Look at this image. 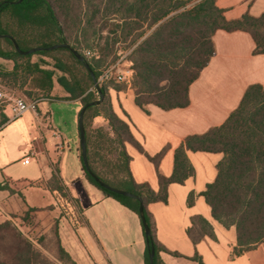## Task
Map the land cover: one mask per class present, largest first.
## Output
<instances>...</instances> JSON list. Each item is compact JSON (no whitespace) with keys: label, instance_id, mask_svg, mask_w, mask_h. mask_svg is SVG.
<instances>
[{"label":"trees","instance_id":"trees-1","mask_svg":"<svg viewBox=\"0 0 264 264\" xmlns=\"http://www.w3.org/2000/svg\"><path fill=\"white\" fill-rule=\"evenodd\" d=\"M5 1L18 0H0V4ZM107 29L109 36H105ZM218 30L249 33L256 44L254 54H264V13L258 17L245 14L239 19L227 20L216 0H23L19 4H3L0 8V34L12 36L23 51L68 43L85 57L83 48L89 46L90 36L99 35L104 40V47H99L102 57L94 62L85 57L97 79L103 72L100 66L105 63L107 53L114 52L118 43L128 50L132 48L128 60L133 71L135 103L145 111L149 105L165 111L189 106L191 85L215 55L213 36ZM60 53H67L68 59L55 56ZM36 57L52 59V68L43 60H35ZM0 61L11 63V66H0V82L10 90L26 93L29 97L20 96L27 101L39 100V104L46 99L79 101L84 106L100 99L91 74L69 49L21 55L12 40L0 39ZM56 84L65 92L63 98L54 96ZM118 84L122 83L116 79L100 83L105 98L85 114L88 162L91 171L104 182L141 197L151 229V236L145 237V263L150 264L152 246L155 248L154 264H165L162 253L180 256L157 240L148 206L167 203L169 186L183 184L194 175L188 151L224 155L217 165L215 181L202 195L211 207L213 218L225 228H235L234 255L241 256L262 245L264 86L250 85L239 107L221 126L187 137L176 151L172 176L166 177L159 172L164 151L155 157L146 154L158 170L159 190L155 191L149 183H137L131 172L132 157L127 145H133L141 153L145 151L133 135L130 124L113 111L108 99L109 88H121ZM90 113L93 120L103 116L107 123L90 131L87 123ZM80 159L84 176L92 185L140 217L138 200L102 188L87 172L81 154ZM30 184L27 180L5 177L1 188L18 193ZM48 187L61 197H70L56 172ZM192 204L193 194L189 197V205ZM35 211L30 209L23 216H8L0 211V264H78L62 247L57 224L51 229L60 254L56 262L37 248L41 247L40 243L36 245L32 240L31 214ZM7 234L11 235V242L6 248L1 244ZM187 234L195 245L207 236L215 238L212 225L201 215L191 219ZM193 260L204 264L198 254Z\"/></svg>","mask_w":264,"mask_h":264},{"label":"crops","instance_id":"crops-1","mask_svg":"<svg viewBox=\"0 0 264 264\" xmlns=\"http://www.w3.org/2000/svg\"><path fill=\"white\" fill-rule=\"evenodd\" d=\"M227 20L250 14L264 13V0H216ZM215 55L200 77L191 85L190 104L169 111L155 105L147 111L135 103L132 84L109 88L108 99L113 111L127 121L145 153L127 145L132 157L130 168L137 183H149L159 190L158 170L148 157L164 151L159 172L172 176L177 149L191 135L203 134L221 126L235 111L250 85L264 86V54L255 55L256 44L247 32L218 30L214 36ZM131 69V63L125 67ZM125 69V68H124ZM52 101L39 104L38 112H28L20 118L6 120L0 128V211L4 215L23 216L30 209L33 223V242L38 235H48L58 225L62 247L78 264H146V238L141 218L113 198L106 197L84 176L79 148V101L75 113L67 118L53 114ZM94 121L104 125L107 120L97 116ZM56 129L66 142V152H60L59 141L53 136ZM66 145V144H65ZM75 151H70L71 147ZM32 153L27 164L24 159ZM195 169L185 183H173L168 188L167 203H152L148 211L156 226L157 240L171 252L162 253L165 264H200L193 260L198 254L204 264H264V243L257 249L235 256L237 234L234 227L225 228L212 216L203 192L218 174L217 165L222 153L188 151ZM58 173L67 188L69 198L61 197L48 187ZM5 177L27 180L31 184L21 192L2 189ZM193 194V204L189 197ZM203 216L213 227L215 238L205 237L195 245L187 234L191 219Z\"/></svg>","mask_w":264,"mask_h":264},{"label":"rangeland","instance_id":"rangeland-1","mask_svg":"<svg viewBox=\"0 0 264 264\" xmlns=\"http://www.w3.org/2000/svg\"><path fill=\"white\" fill-rule=\"evenodd\" d=\"M109 29H107V33H105V36H109L108 35V31ZM91 39L89 41V46L83 48L84 52H87L89 50L93 51V50H97L99 52V56L100 58L102 57V54L99 50V47H104V40L102 41L101 37L99 35H91L90 36ZM131 49L129 50L125 48V45H121L120 43L117 44L114 52L111 53H107L108 50L106 49L105 52L107 53V59L105 61V63H103L100 66V70H104L109 64L115 62L114 65H118V69L119 68H125L127 69V66L125 67V64H127V62H130L128 60L129 55L131 53ZM57 57L63 58V59H68V54L67 53H60L55 55ZM35 60H43L46 63L50 64V68H52L53 66V60L50 58H40V57H36ZM89 61L94 62L96 59H88ZM99 60V59H97ZM107 65V66H106ZM0 66H11V63H5L3 61H0ZM99 70V68H98ZM115 72H117V70H115ZM9 89V88H8ZM13 92H15L18 95H23L26 96L27 94L24 92H21L19 90H11ZM53 94L56 98H63L65 96V92L62 90V88L56 84ZM27 97H29L27 95ZM47 102L50 101V99H46ZM51 110L53 112V114H57V116L63 117V118H67L68 113L72 112L75 113V108L73 105H70L66 102H61V101H52L51 102ZM3 117V114H0V119ZM4 121L2 120L0 122V128L2 127ZM88 128L90 131H94L96 130V128L99 126V123H96L93 120V114L90 113L89 117H88ZM66 146L67 143L65 142ZM81 151V145L79 142V148ZM67 150V149H66ZM70 151H75L74 147L72 146L70 148ZM66 152H69V150H67ZM37 242L40 243L41 247L39 248V246H37V248L42 252V254L44 256H46L49 260H51L52 262H56L57 257H59V252H58V243H57V239L56 236L54 234V232H49L48 235H38L36 237ZM11 242V235L7 234L6 239L4 241L3 244L6 248L8 247V244ZM2 250V248H0Z\"/></svg>","mask_w":264,"mask_h":264},{"label":"water","instance_id":"water-1","mask_svg":"<svg viewBox=\"0 0 264 264\" xmlns=\"http://www.w3.org/2000/svg\"><path fill=\"white\" fill-rule=\"evenodd\" d=\"M21 2H23V0H18L17 2L5 1L2 4H0V8L2 7L3 4H15V3L19 4ZM0 39H10V40H12L17 52L19 54H21V55H31V54H34V53L39 52V51H44V50L51 51V50H55V49H58V48H66V49H69L80 62L84 63L86 69L91 74V77H92V79L94 81L96 89L100 93V99L97 100V101H94V102H90V103L82 106V109H81L80 114H79L78 124H79V133H80V145H81V155H82V159H83L84 165L86 167L87 172L94 178V180L102 188H105V189H107V190H109L111 192H114L116 194H119V195H122V196H125V197H128V198L136 199V200H138L140 202V209H139L140 218H141L142 225H143V228H144L145 237L149 238L151 236V229H150L149 225L147 224V221H146V218H145L144 205H143V201H142L141 197H139L138 195L133 194V193H131L129 191L121 190V189H118V188H115V187L109 185L108 183H106L103 180H101L96 174H94L93 171H91V169L89 167L88 154H87L86 128H85V122H84L85 114H86V112H87V110L89 108L100 105L103 102L104 98H105V96L101 93L100 83H99L94 71L92 70L90 63L86 61L85 57L79 51H77L75 48H73L68 43H64V44H60V45H54V46L47 47V48L40 47V48H33V49L28 50V51H23V50L20 49L19 45L17 44L15 39H13L12 36L6 35V34H0ZM154 259H155V248L152 246V249H151V252H150V258H149L150 264H154Z\"/></svg>","mask_w":264,"mask_h":264},{"label":"built area","instance_id":"built-area-1","mask_svg":"<svg viewBox=\"0 0 264 264\" xmlns=\"http://www.w3.org/2000/svg\"><path fill=\"white\" fill-rule=\"evenodd\" d=\"M84 55L88 59L97 60L100 58L97 50H89L84 52ZM115 70H117V72H115ZM112 79H116V81L120 83L131 85L133 81V71L131 69L124 68L118 69V65H113L103 70L98 81L99 83H106ZM38 108L39 100L27 101L24 97L11 91L0 82V114H5L10 120H15L28 112L37 113ZM52 132L53 136L59 141V144L57 145L59 151L63 152L66 149V145L62 142V135L54 128ZM31 155L33 154L30 153L26 159H24V164L28 163Z\"/></svg>","mask_w":264,"mask_h":264}]
</instances>
